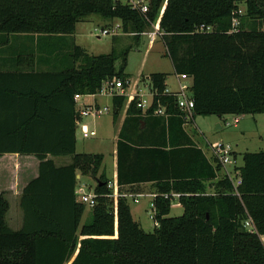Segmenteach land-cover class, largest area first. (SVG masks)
I'll use <instances>...</instances> for the list:
<instances>
[{"label":"trees","instance_id":"1","mask_svg":"<svg viewBox=\"0 0 264 264\" xmlns=\"http://www.w3.org/2000/svg\"><path fill=\"white\" fill-rule=\"evenodd\" d=\"M146 1L142 13L113 0H0V157L39 162L21 194L17 231L5 222L9 205L0 194V264H264V152L244 153L242 166H233L241 180L235 193L186 129L197 116L264 114V0ZM91 15L119 20L135 39L158 23L173 72L191 79L194 101L186 121L161 73L147 77L150 109L139 108L137 97L126 109V97L111 98L113 122L125 110L115 200L113 182L100 173L103 156L76 153L74 96L96 95L107 81L129 82L127 50L90 56L74 43L76 24ZM156 107L165 115L153 116ZM66 156L71 162L61 167L49 158ZM77 174L96 181L83 223ZM143 185L153 195L152 233L128 205ZM175 194L183 213L168 217ZM248 218L257 234L244 227Z\"/></svg>","mask_w":264,"mask_h":264},{"label":"rangeland","instance_id":"2","mask_svg":"<svg viewBox=\"0 0 264 264\" xmlns=\"http://www.w3.org/2000/svg\"><path fill=\"white\" fill-rule=\"evenodd\" d=\"M240 8L244 11L243 6H240ZM102 30H108L109 34L102 35ZM153 31L154 26L141 34L138 39H135L131 35L122 33L119 20L107 21L99 16L91 15L76 24L73 40L77 46L81 47L90 56L110 54L112 51L119 54L121 51L127 50L123 70L130 82L127 92H133L134 86L137 85L140 93L148 97L147 77L151 74H165L167 76L166 88L171 92L177 91L176 75L166 56L165 47L160 40V36L157 35L151 46L149 45V36ZM120 67L121 61L118 58L115 61L117 72ZM91 99V96H86L82 101ZM96 100L101 106L107 107L109 112L97 118L87 117L84 119V123L96 135L84 139L79 129H77L75 133L76 153L102 155L103 161L100 173L103 172L110 181H113L117 131L115 123L119 118L113 122L110 96L98 95ZM123 112L121 115H123ZM234 119L237 120L236 123ZM217 125L220 128H217ZM186 129L190 135L195 134L194 140L201 148H206L205 152L207 155H210L207 149L208 143L221 142L229 144L235 153V162L233 164L235 167L242 166V155L244 153L264 152V114L243 115L241 117L227 115L221 118L215 115L207 117L197 116L191 125L186 126ZM77 183L85 186L84 190L86 193H93L96 181L91 177L81 176ZM115 197L113 198L114 200L116 199ZM150 201L152 202L151 198L146 195L139 196L136 203L133 202L132 198H128V205L133 220L140 222L142 229L146 233H152L155 225L154 221L150 219ZM182 213L183 210L177 198H173L170 203L168 217H179ZM88 216L89 206H86L82 223Z\"/></svg>","mask_w":264,"mask_h":264},{"label":"built area","instance_id":"3","mask_svg":"<svg viewBox=\"0 0 264 264\" xmlns=\"http://www.w3.org/2000/svg\"><path fill=\"white\" fill-rule=\"evenodd\" d=\"M116 3H121L124 5H128L133 9H137L142 13L147 12V1L146 0H113ZM234 17L232 19V28L233 30L239 24V21L236 16L242 15V10L239 8L233 13ZM156 27V30H155ZM205 29L206 31H210V28L200 27V30ZM158 23L154 25V31L150 34L149 43H152L156 36L158 35ZM102 35L109 34L108 30H102ZM176 82H177V91L171 92L167 88L165 89V94L173 96L176 99V108L183 113L184 119L186 121L192 120L193 109H194V101L192 99L190 88H191V79L186 75H176ZM130 82H127V88H124L123 83L121 80H113L104 82L101 86V89L98 91L96 95H90L91 97L94 96H124L126 97L125 109L129 105V103L135 98H138V107L141 108L143 111H146L151 108L153 95L148 89V97L142 95L140 90L138 89L137 85L134 86V91L128 93V87ZM138 89V90H137ZM86 96L82 95H75L73 100L75 102V111L77 114V118L75 120L76 130L79 129L82 138H90L96 135V133L88 128V126L84 123V119L87 117L90 118H97L103 114L109 112V109L105 106H101L98 104H87L85 101H82L83 98ZM153 116H164L165 109L162 107H156L152 109ZM236 123L237 120L234 119ZM228 125V123H226ZM207 147L211 152L212 156L217 160V162L222 166L224 169L225 174L231 180L234 192L236 193V187L241 184L240 178L236 177V175L232 174L229 168H233V164L235 162L234 159V150L229 144L216 142V143H208ZM233 165V166H232ZM113 188L114 197L117 196V187L116 184H111ZM85 186L82 184L77 183L75 189V195L77 202L84 204L85 206H89V208L93 207L95 204V195L94 193H86ZM174 198H177L178 195H172ZM116 198V197H115ZM166 198V197H165ZM134 202L137 200L134 199ZM149 207L151 208L150 219L154 221V207L152 202L150 203ZM155 224V222H154ZM156 225V224H155ZM154 225V226H155ZM244 227L251 233H256L255 227L250 218H248L244 222ZM260 242L262 247L264 248V236H259Z\"/></svg>","mask_w":264,"mask_h":264},{"label":"crops","instance_id":"4","mask_svg":"<svg viewBox=\"0 0 264 264\" xmlns=\"http://www.w3.org/2000/svg\"><path fill=\"white\" fill-rule=\"evenodd\" d=\"M151 44L152 43H150L149 45L151 46ZM91 98H92L91 100H87V101L85 100V102L87 104L95 103L100 105V103L96 100V96ZM124 115H125V110L123 112V115H120L118 117L119 118L118 121L115 123V126L117 127L115 141H117V134L121 127ZM217 126H218L217 128H220L219 125ZM203 150L205 151L206 148ZM209 153L211 154L210 151ZM49 158L53 160L55 166L57 167L66 166L71 162V157L69 156L58 157V158L49 157ZM114 162H115V172L113 175L112 184H116V142H115V150H114ZM38 163H39L38 160L33 156L4 154L0 157V194L3 195L4 199L8 202L9 205L8 212L6 213L5 216V222L12 231H17L22 226L23 215L20 209L21 194L23 189L26 187V185L31 180L35 179L38 176ZM232 169L233 168H229L231 172H233ZM80 177L81 176L79 174L76 175L77 180ZM146 188H148V190H146ZM149 188H150L149 185H143L140 187L139 193H135L129 196H131L132 200L134 199L137 200L139 196L146 195L150 197L152 200L153 195L151 194ZM137 223L141 226L140 222ZM68 264H70V262Z\"/></svg>","mask_w":264,"mask_h":264},{"label":"water","instance_id":"5","mask_svg":"<svg viewBox=\"0 0 264 264\" xmlns=\"http://www.w3.org/2000/svg\"><path fill=\"white\" fill-rule=\"evenodd\" d=\"M218 127V126H217Z\"/></svg>","mask_w":264,"mask_h":264}]
</instances>
